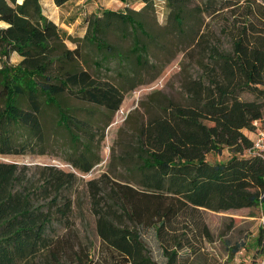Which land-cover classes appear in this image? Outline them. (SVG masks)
Returning <instances> with one entry per match:
<instances>
[{
  "label": "trees",
  "instance_id": "obj_1",
  "mask_svg": "<svg viewBox=\"0 0 264 264\" xmlns=\"http://www.w3.org/2000/svg\"><path fill=\"white\" fill-rule=\"evenodd\" d=\"M70 1L53 0L56 7ZM113 1L123 4V11L87 15L83 35L71 37L44 15L39 0H0V156H42L59 147L81 174L98 164L94 146L102 142L105 127L78 118L71 101L103 108L109 121L123 95L81 66L82 45L100 57L96 70L115 59L119 67L134 63L144 69L149 46L175 35L209 60L197 61L202 74L188 81L187 106L156 105L130 134L127 150L118 157L128 181L86 183L99 239L96 256L93 240L82 236L73 220L74 190L81 182L75 173L54 166L30 173L26 166L0 162V264H158L143 233L153 232L160 242L179 217L200 209L264 211V155L253 149L250 137L264 113V32L250 33L246 19L231 49L221 50L208 46L200 22L203 14L226 7L216 8L215 0H200L193 8V0H164L168 28L163 33L147 25L155 0H138L139 11L129 7L132 0ZM113 35L131 41L126 54L109 42ZM12 54L21 59L16 65L9 63ZM243 93L253 98L242 99ZM49 123L65 142L48 136ZM224 150L230 156L225 162L207 161L206 155ZM263 244L264 228L254 242L258 255H264ZM186 247L177 237L162 245L164 264H176ZM240 249L229 248L228 257Z\"/></svg>",
  "mask_w": 264,
  "mask_h": 264
},
{
  "label": "rangeland",
  "instance_id": "obj_2",
  "mask_svg": "<svg viewBox=\"0 0 264 264\" xmlns=\"http://www.w3.org/2000/svg\"><path fill=\"white\" fill-rule=\"evenodd\" d=\"M215 1L216 8L226 7L211 16L203 14L200 19L202 27L204 26L207 30L205 40L208 46L216 45L221 50L229 51L232 37L242 27L246 19L252 24L250 33L262 34L264 32V0ZM81 2L84 6L83 9L92 14L99 13L102 9L112 11H123L124 9L123 5L110 0H82ZM154 3L155 12L154 14L147 13V25L149 30L163 33L168 28V24L165 22V3L164 0H155ZM39 4L45 9L48 8V5L52 6L53 2L52 0H39ZM199 4H201L200 0H193L189 8ZM129 7L139 11L142 4L138 0H132ZM65 18L60 22L63 34L67 36L66 32H69L74 36L81 35L83 28L82 25H79V18L71 16ZM185 26L188 27V20ZM234 26L238 28H234ZM114 36L109 37V42L126 54L131 46V41H123ZM170 38L167 42L161 41V46H149V65L144 69L137 68L134 63L130 64L129 68L127 66L119 67V62L115 59L101 63L99 67L101 69L96 70L94 62L100 59L97 52L89 46H81L82 59L85 63L81 66L95 78L108 81L116 86L123 95L121 106L109 121L108 117L102 115L103 108L83 104L74 99L71 101V105L78 109L74 112L78 118L91 121L98 128L105 127L102 142L94 146L98 164L89 173L81 174L73 169L66 161L68 151L59 147L48 148L47 154L42 156L31 154L0 156V162L26 166L30 173H34L37 167L54 166L65 172L75 173L80 178L81 182H77L74 190L73 220L76 230L80 231L82 236L89 235L93 240L95 256L99 239L95 234L94 219L89 210L86 183L103 179L108 185V181L121 183H124L125 180L128 181L129 177L125 170L118 165V157L123 154V150H127L125 145L130 143V134L140 122L144 121L146 112L153 110L156 105L172 101L187 106L188 81L196 79L202 74L197 61L201 58L205 62L209 60L207 54L200 55L197 47L180 41L176 35ZM66 44L68 47H73L69 41ZM18 60L14 54L9 57L10 64H15ZM261 88L264 89V86ZM252 98L249 93L242 94V99L250 100ZM92 116H94L93 119ZM48 121H50L49 118ZM47 126L50 138L65 142V135H56L51 124L49 123ZM255 126L256 131L250 135L252 140L255 139L257 131L264 130V113L262 121ZM229 157L227 150L222 151L219 155H206L207 161L211 163L225 162ZM99 185H102V182ZM201 224L206 227V234L202 233ZM262 228H264V211L260 208L223 212L200 209L179 217L169 234L165 235L160 242L156 240L151 231L143 233L142 238L152 259L158 264L166 262L161 246H169L174 237L182 238L183 243L187 246L179 251L176 264H252L254 260L256 264H259L264 255L263 253L258 255L253 247ZM237 245L241 247L240 251L232 258L228 257L229 248L232 249Z\"/></svg>",
  "mask_w": 264,
  "mask_h": 264
},
{
  "label": "crops",
  "instance_id": "obj_3",
  "mask_svg": "<svg viewBox=\"0 0 264 264\" xmlns=\"http://www.w3.org/2000/svg\"><path fill=\"white\" fill-rule=\"evenodd\" d=\"M17 2H19L18 0H16ZM23 0H21L20 2L22 3ZM82 0H72L68 3H66L64 6L62 7H56L54 5V2L52 4V6H49L48 5V8H43L42 6V10H43V13L44 15L49 19L51 20L56 26H58V28L61 30V32L63 31V28L62 26L60 25V22L63 20V19H66L65 17H76L79 18V25H82V28H83V22H84V18L85 16L87 15H90L92 13H88L86 12L82 6ZM111 2H117V1H113V0H110ZM119 3V2H118ZM121 4V3H119ZM123 5V4H121ZM82 7V8H81ZM74 11V12H73ZM73 12V13H72ZM96 14V13H94ZM84 30V28H83ZM63 33V32H62ZM66 35L67 36H71V37H75L73 34H70L69 32L67 33L66 32ZM83 35V32L81 35H78L76 37H81ZM71 48V47H70ZM16 55V54H14ZM17 58L19 59L17 63L13 64V65H16L20 62V57L18 55H16Z\"/></svg>",
  "mask_w": 264,
  "mask_h": 264
},
{
  "label": "built area",
  "instance_id": "obj_4",
  "mask_svg": "<svg viewBox=\"0 0 264 264\" xmlns=\"http://www.w3.org/2000/svg\"><path fill=\"white\" fill-rule=\"evenodd\" d=\"M253 149L264 155V130L257 131L255 139L253 141ZM259 264H264V256Z\"/></svg>",
  "mask_w": 264,
  "mask_h": 264
},
{
  "label": "water",
  "instance_id": "obj_5",
  "mask_svg": "<svg viewBox=\"0 0 264 264\" xmlns=\"http://www.w3.org/2000/svg\"><path fill=\"white\" fill-rule=\"evenodd\" d=\"M18 4H20L21 2H17Z\"/></svg>",
  "mask_w": 264,
  "mask_h": 264
}]
</instances>
